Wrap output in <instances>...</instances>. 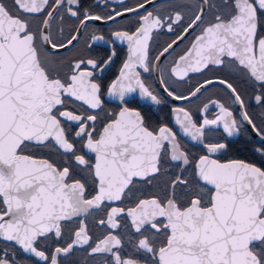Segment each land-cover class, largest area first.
<instances>
[{"label":"snow or ice","instance_id":"6c2138e0","mask_svg":"<svg viewBox=\"0 0 264 264\" xmlns=\"http://www.w3.org/2000/svg\"><path fill=\"white\" fill-rule=\"evenodd\" d=\"M117 3L0 0V264H264V0Z\"/></svg>","mask_w":264,"mask_h":264},{"label":"flooded vegetation","instance_id":"af4514ba","mask_svg":"<svg viewBox=\"0 0 264 264\" xmlns=\"http://www.w3.org/2000/svg\"><path fill=\"white\" fill-rule=\"evenodd\" d=\"M157 2H159V0H157ZM84 6L87 7L89 5H93L96 3V0H83ZM101 5H103L104 0H100ZM137 3V0H124V4L125 5H135ZM108 4H109V8H120V5L117 3V0H108ZM151 6H149L150 8ZM102 8H96L95 11H102ZM130 23V18H125L121 21H119V23L117 24H111V25H104L103 26V32L102 33H97V34H105L107 36V34L114 28L117 27H122L125 24ZM70 27V25H66V28ZM194 35V34H193ZM173 38V34L171 33H165L163 35H161L157 42L156 45L154 46V52L156 48H159L161 46H163L167 41L171 40ZM192 39V36H189L187 40H185V42L183 44H181V46L179 48H177V53L182 51L184 47H186L188 45V43L190 42V40ZM80 48L83 47V41L81 42V45L79 46ZM116 52H117V56L115 58L114 63L111 66L110 71L106 74L107 78L110 80L112 78H114V74L118 72L123 60L126 58V53H127V45L126 44H122L120 42H116ZM95 53H98L100 55H106L107 54V50L106 47L102 44H98L95 47ZM67 55H72V53H67ZM176 53H173L172 56H169L167 58V60L164 61V65L166 66L167 64H170L171 61L175 58ZM208 75H212V73H209ZM202 79V77L200 76H194V78L192 79V81H190V83L188 85H176V88L178 91L180 92H187V88L191 86V84H194L196 82V80ZM209 97L212 98H223L226 99L225 94L223 92L220 91L219 86H213L209 91L205 92L204 95L197 100H194L192 102H176L177 104H181L183 103V106L188 107L190 109H192L193 111H196V109L202 105V103L204 101H206ZM246 101L249 103L250 108L249 111L250 113H252L253 115H257L262 111V109L255 104L254 100H250L248 98V96H245ZM114 106V105H113ZM157 115L163 116V113H159L157 112ZM193 151H196L195 149H193ZM243 158V156L241 157ZM99 233H97L98 235ZM99 260V257L93 258V257H89L87 255V252L84 249H77L74 253V255L72 257H70V261L71 264H97V261Z\"/></svg>","mask_w":264,"mask_h":264}]
</instances>
